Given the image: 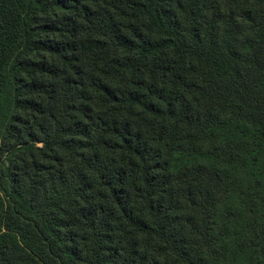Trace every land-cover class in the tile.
Returning <instances> with one entry per match:
<instances>
[{
	"label": "trees",
	"instance_id": "1",
	"mask_svg": "<svg viewBox=\"0 0 264 264\" xmlns=\"http://www.w3.org/2000/svg\"><path fill=\"white\" fill-rule=\"evenodd\" d=\"M0 264H264V0H0Z\"/></svg>",
	"mask_w": 264,
	"mask_h": 264
}]
</instances>
